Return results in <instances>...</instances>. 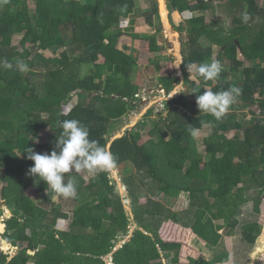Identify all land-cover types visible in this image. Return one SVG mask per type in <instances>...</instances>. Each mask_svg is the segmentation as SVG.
<instances>
[{
    "label": "trees",
    "instance_id": "16d2710c",
    "mask_svg": "<svg viewBox=\"0 0 264 264\" xmlns=\"http://www.w3.org/2000/svg\"><path fill=\"white\" fill-rule=\"evenodd\" d=\"M137 2L0 0V60L13 64L11 69L0 68V196L12 215L5 219L2 235L7 242L0 235V243L6 242L7 247L13 243L19 251L11 260L9 253L0 251V264H107L110 255L112 264H171L170 253L179 256L182 244L163 239L165 222L191 229L204 241L207 254L216 252L203 263L223 264L230 261L231 254L221 231L239 220L251 202L253 212L260 215L264 195V3L252 0L242 13L253 17L247 22L239 20L237 30L226 28L222 36L224 28L214 30L218 23L208 22L204 13L192 15L184 26L190 40L182 49L184 70L213 60L223 65L216 80L206 81L198 73L191 80L186 73V81L196 87V97L204 89L221 91L234 85L242 89L222 119L199 112L182 93L164 101L167 117L158 120L145 143H140L142 124H136L108 148L115 122L135 109L139 100L141 85L133 74L146 70L132 55L133 46L120 45V38L147 36L151 52L164 50L157 39L160 31L135 33L132 15ZM170 5L180 13L192 14L210 7L206 0H197L195 5L191 0H170ZM144 15L148 27L160 25L156 2ZM123 18L129 19L127 27H122ZM17 34L22 36L21 51L12 44ZM218 38L226 43L222 45ZM62 45L67 47L64 58L41 53L56 52ZM163 58L152 60L157 69ZM17 59L28 64L27 72L17 70ZM246 60L251 64L246 65ZM158 81L168 93L179 83L177 77L164 75H159ZM75 97L76 103L65 112L64 107ZM257 102L261 111L248 114L246 110ZM153 113L148 110L146 118ZM68 119L87 125L91 138L116 156V165L132 164L137 172L128 173L124 182L138 227L116 251L129 236L132 221L120 193L104 183L103 172L93 176L84 171L90 175L88 184L81 173L71 174L78 195L70 198V209L59 206L53 212L54 198L59 195L28 174L34 162L27 159L25 150L31 147L38 153H50L62 133L59 122ZM47 128L52 134L41 142L38 132ZM198 129L206 131L203 148L198 144ZM232 129L240 135L229 137ZM251 176L260 186L258 196L244 187ZM28 186L41 192L40 199L26 195ZM163 188L184 193L187 206L176 211L149 196ZM142 196L145 202L140 201ZM61 214L70 218L66 230L57 228ZM2 229L0 222V233ZM261 233L259 220L242 226L248 245L254 246Z\"/></svg>",
    "mask_w": 264,
    "mask_h": 264
},
{
    "label": "rangeland",
    "instance_id": "374dc122",
    "mask_svg": "<svg viewBox=\"0 0 264 264\" xmlns=\"http://www.w3.org/2000/svg\"><path fill=\"white\" fill-rule=\"evenodd\" d=\"M153 1L156 2L158 8H160L159 13L161 12L162 17H160V25L152 29L144 23V13L147 12L149 6L152 5ZM195 1L197 0H191V4L195 5ZM256 1L260 5L264 3V0ZM210 2L212 3L211 7L207 11L205 10L206 12L198 10L192 14L191 11H185L184 13H180L179 11L172 9L171 5L169 4V0H138L137 8L135 9L134 14L132 15L134 20H136L134 25L135 33L145 35V33L152 34L156 33L157 31H163L165 36H162L160 33L157 39L159 44L164 47V50L152 53L149 50V42L146 40L147 36L145 38L143 36V38L141 36L133 38L132 36L125 35L120 38V45H130L131 47L133 46L132 55L139 62V67L144 66L146 70L142 71L141 69V72H138L136 70L133 74L134 80L141 85L139 100L136 101L135 109L131 110L129 114L115 122V131L114 135L111 137L110 143L115 137L125 134L127 130L133 128L136 124H142L141 130L143 137L140 140V143H145L147 140L150 139L151 136L149 133L152 129H154L158 120L167 117L168 111L167 109H165L164 101L171 100L172 95L176 97L179 96V94L190 90L194 97L197 95L196 87H193L188 79L186 81V73L189 75L191 80H194L196 78L195 75L197 73V67L191 66L190 68H187V71H185L183 69L182 64L183 53L181 49H183L184 43L190 41L189 34H187L188 30H185L184 27L188 26L187 20L191 18L192 15H200L202 13L206 15V19L208 22L215 18V22H217L218 25L214 26V30H219V27L224 28V30H222L220 33V35L222 36L223 34H225L226 28L237 30L241 26L239 22V20H242L241 13L249 8L248 5L251 6L252 0H210ZM162 5H164L166 11V14H164V16L162 14ZM30 10L32 12L35 11V5L33 3L30 4ZM252 17V14L249 13V19H251ZM170 18L172 19L173 23L170 22ZM234 19L236 20V24L233 21ZM127 22L129 23V20L123 18L122 27H127ZM179 28H181V30L183 31H179ZM21 37L22 36L20 34L15 35L13 37L12 42V44L14 46H17L20 51L22 50V47L20 46ZM218 39L222 41V43L220 42L222 45L226 43V40L220 38ZM214 47L217 46L214 45ZM66 48L67 47H63L62 45L56 50V52L47 50L41 51V53L45 56H58L64 58V56L68 55ZM157 55H163L164 57V59L159 62V69H157L155 63L152 62V60L156 58ZM165 56H167L168 58H166ZM240 58L241 60H243V57ZM244 62L246 65L251 64L247 60ZM181 68L183 69V72ZM159 75L177 77L179 79V83L176 84L173 91L168 93L165 89L162 88L161 84H159ZM186 82L188 85H190V88L186 84ZM256 97H259V93L256 94ZM76 101L77 97H75L71 101V103L66 105L64 107L65 112H68L71 107L76 103ZM150 109H153L154 113L150 116V118H146L145 114ZM249 109L251 110L247 109L246 112H248V114L250 115H252V111H254L256 114L261 111L258 102L255 105L251 106ZM38 134V137L42 140L41 142H43L44 140L50 138L52 132L50 129L47 128L41 129ZM196 135L199 147L203 148L205 146L203 144V139L206 135V131L198 129L196 131ZM239 135L240 134L239 132H237V129H232L228 132V136L232 138L238 137ZM39 138H37V141H39ZM45 152L48 151L44 150V153ZM3 169L5 170V167H3ZM128 173H134V175L137 173L132 164L116 165V167L111 171L103 172V181L108 188L115 189L120 193L123 202L126 206L125 209H127L128 214L130 215V218L132 220L134 214H132V208L130 206L131 202L129 198V191L125 186L124 182V178L128 175ZM81 174L87 179L88 184L90 175L86 174L84 171L81 172ZM137 178L139 179V177ZM139 182L140 180L138 181V183ZM151 184L152 183H150L147 188L150 187ZM244 187L248 192H250L254 196H258L260 194V186H258L252 176L248 178L246 182H244ZM25 193L26 195L30 196L35 200H38L41 197V192H39V190L34 186H28L25 190ZM149 196H151L155 200H160L163 204L176 211H181L187 206V198L185 197L184 193L176 192L174 189L171 188H163L161 193L153 192L149 194ZM145 200L146 197L142 196L140 198L141 202H145ZM261 200L262 202L260 215H256L253 212V203L251 202L245 205L242 210L243 214L241 215L239 220L227 224L226 228L221 231L225 237L226 248L231 254V260L226 264H264V195H262ZM59 206L62 207L63 210L70 209L72 206L70 198L65 199L61 196H56L54 198V204L51 207V212H53L55 208ZM11 216L12 215L10 214V210L7 208V205L4 203L0 196V222L4 226V231L0 233L2 239H4L2 234L5 232L6 229L5 219ZM253 220H259L260 224L262 225V233L257 239L255 245L251 246L243 240L242 226L245 222H250ZM69 222L70 218L65 217L61 214V218L58 220L57 223V228L66 230L69 225ZM218 223H223V220H218ZM134 224L135 222L132 220L131 231L133 229ZM161 236H163L166 241L180 242L182 244L179 256H174L172 253H170V261L172 264H189V259L191 257V259H196L193 264H201L203 263V259H209L216 254V252H210V255H207L206 253L208 252V249L205 245H203L204 241L198 239L196 235H194V233L191 231V229L182 227L181 225H178L174 222L162 225ZM2 250L5 253H9L10 257H13L18 253L15 244L11 243L10 247H7L5 242H3V244L0 243V251Z\"/></svg>",
    "mask_w": 264,
    "mask_h": 264
},
{
    "label": "clouds",
    "instance_id": "9594fccd",
    "mask_svg": "<svg viewBox=\"0 0 264 264\" xmlns=\"http://www.w3.org/2000/svg\"><path fill=\"white\" fill-rule=\"evenodd\" d=\"M242 19L244 22L248 21L247 12L242 13ZM15 65L21 73L29 70L28 64L23 59H17ZM12 67L13 64L10 61L0 60V68L11 69ZM222 71L223 65L219 60L202 63L196 69V72L206 81L218 79ZM241 94L242 89L235 85L221 91L204 89L196 97V104L199 112L209 113L219 120L228 113ZM59 127L62 133L50 153H38L31 147L25 150L27 159L34 162L29 167L28 174L44 181L47 187L57 195L65 199L76 198L77 181L71 174L87 171L95 176L101 172L111 171L116 167L117 158L106 146H102L98 140L91 138L89 127L81 121L63 120L59 122ZM20 155L21 152L17 154V156Z\"/></svg>",
    "mask_w": 264,
    "mask_h": 264
},
{
    "label": "crops",
    "instance_id": "0c3cea01",
    "mask_svg": "<svg viewBox=\"0 0 264 264\" xmlns=\"http://www.w3.org/2000/svg\"><path fill=\"white\" fill-rule=\"evenodd\" d=\"M158 9H160V8H158ZM160 14V13H159ZM170 15V14H169ZM160 17H161V15H160ZM171 22V21H170ZM170 42V41H169ZM174 47V46H173ZM175 50V49H174ZM182 50V49H181ZM152 53H154V52H152ZM157 57H158V55H157ZM161 57H163V55H161ZM166 57V56H165ZM164 59V58H163ZM163 59H161V61L163 60ZM160 61V62H161ZM183 61H185L184 60V55H183V60H182V62ZM183 72V71H182ZM196 97V96H195ZM193 105H196V104H193ZM131 206V205H130ZM125 208H126V206H125ZM132 208V207H131ZM129 209V208H128ZM132 210V209H131ZM126 211H127V209H126ZM128 212V211H127ZM132 214H133V212H132ZM134 222H135V224L133 225V229H132V231L130 230V234H129V236H127V237H125V239L123 240V241H121L120 242V245L119 246H122V244L123 243H125L127 240H129L130 239V237L132 236V234H133V232H134V230L138 227V225H137V223H136V221H135V219H134V215H133V219H132ZM131 220V221H132ZM168 223H170V222H165L164 224H168ZM4 227V226H3ZM130 228H131V226H130ZM4 229V228H3ZM2 229V230H3ZM195 235V234H194ZM163 237V236H162ZM128 238V239H127ZM164 239V238H163ZM6 243V242H5ZM13 244V243H12ZM16 247H17V251H18V246L17 245H15ZM118 246V247H119ZM19 252V251H18ZM30 253L31 254H34L35 252H33V251H30ZM18 254V253H17ZM16 254V255H17ZM207 254V253H206ZM15 255V256H16ZM207 255H209V254H207ZM14 257V256H13ZM13 257H10L11 259L13 258ZM214 257V256H213ZM213 257H211V258H213ZM9 258V260H11ZM192 258V257H191ZM189 259V261H190V263L189 264H193V262L196 260V259ZM211 258H209V259H211ZM231 260V259H230ZM106 261H107V264H112V262H111V255L110 256H108V257H106ZM200 261H202V260H200ZM171 262V261H170ZM228 263V262H227ZM167 264V263H166ZM172 264V263H171ZM201 264H205V263H201ZM223 264H226V263H223Z\"/></svg>",
    "mask_w": 264,
    "mask_h": 264
},
{
    "label": "water",
    "instance_id": "95a60500",
    "mask_svg": "<svg viewBox=\"0 0 264 264\" xmlns=\"http://www.w3.org/2000/svg\"><path fill=\"white\" fill-rule=\"evenodd\" d=\"M160 4V3H159ZM160 15H161V12H160ZM162 17V16H161ZM162 22H163V18H162ZM161 33V35L162 36H165L164 35V32L163 31H161L160 32ZM171 77H173V76H171ZM169 96H170V94H169ZM174 98V95H172V97H171V99H173ZM187 98H188V100H189V102L193 105V104H196V97H194L192 94H188V96H187ZM124 135V134H123ZM123 135H120V136H117V137H115L114 139H116V138H119V137H122ZM113 139V140H114ZM112 143V142H111ZM111 143H109V148H110V146H111ZM10 214H11V212H10ZM128 239V238H127ZM6 241V240H5ZM7 242V241H6ZM120 244V243H119ZM119 244H118V246H119ZM116 247L115 248V250L114 251H116L118 248H120L121 246H119V247ZM11 259V258H10Z\"/></svg>",
    "mask_w": 264,
    "mask_h": 264
},
{
    "label": "flooded vegetation",
    "instance_id": "af4514ba",
    "mask_svg": "<svg viewBox=\"0 0 264 264\" xmlns=\"http://www.w3.org/2000/svg\"><path fill=\"white\" fill-rule=\"evenodd\" d=\"M206 1L209 2L210 7H211V4H212V3L210 2V0H206ZM228 1H229V0H228ZM196 2H197V1H195V3H196ZM169 4H170V0H169ZM210 7H209L208 9H210ZM208 9H207V10H208ZM207 10H206V11H207ZM206 11H205V12H206ZM205 16H206V15H205ZM164 19H165V18H164ZM165 20H166V19H165ZM215 20H216V19L214 18V19L211 20V21H215ZM170 21H171V23H173L171 18H170ZM182 64L184 65V61L182 62ZM183 69H184V68H183ZM183 69L181 68L182 71H183ZM189 88H190V87H189ZM184 93L186 94V96H188L189 93L192 94L191 90H190V91H186V92H184ZM179 95H180V94H179ZM192 95H193V94H192ZM176 97H177V96H176ZM5 231H6V229H5ZM2 235H3V234H2Z\"/></svg>",
    "mask_w": 264,
    "mask_h": 264
},
{
    "label": "bare ground",
    "instance_id": "6f19581e",
    "mask_svg": "<svg viewBox=\"0 0 264 264\" xmlns=\"http://www.w3.org/2000/svg\"><path fill=\"white\" fill-rule=\"evenodd\" d=\"M164 2V1H163ZM161 3V2H160ZM161 5V4H160ZM162 14L164 16V14H166V11H165V8H164V5H162Z\"/></svg>",
    "mask_w": 264,
    "mask_h": 264
},
{
    "label": "built area",
    "instance_id": "2783aa9c",
    "mask_svg": "<svg viewBox=\"0 0 264 264\" xmlns=\"http://www.w3.org/2000/svg\"><path fill=\"white\" fill-rule=\"evenodd\" d=\"M126 25H127V23H126Z\"/></svg>",
    "mask_w": 264,
    "mask_h": 264
}]
</instances>
